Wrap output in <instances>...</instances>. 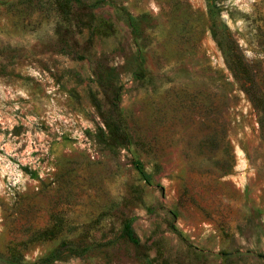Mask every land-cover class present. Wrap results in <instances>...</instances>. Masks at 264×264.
<instances>
[{
	"label": "rangeland",
	"instance_id": "rangeland-1",
	"mask_svg": "<svg viewBox=\"0 0 264 264\" xmlns=\"http://www.w3.org/2000/svg\"><path fill=\"white\" fill-rule=\"evenodd\" d=\"M0 264H264V0H0Z\"/></svg>",
	"mask_w": 264,
	"mask_h": 264
},
{
	"label": "trees",
	"instance_id": "trees-1",
	"mask_svg": "<svg viewBox=\"0 0 264 264\" xmlns=\"http://www.w3.org/2000/svg\"><path fill=\"white\" fill-rule=\"evenodd\" d=\"M125 234L129 238V240L132 241L133 243L136 244L138 242V240H137V238H136V236H135V234H134V232H133V230L129 224H127L125 226Z\"/></svg>",
	"mask_w": 264,
	"mask_h": 264
}]
</instances>
